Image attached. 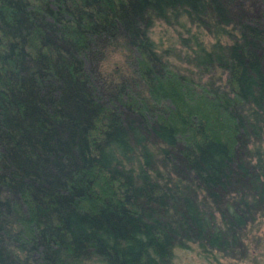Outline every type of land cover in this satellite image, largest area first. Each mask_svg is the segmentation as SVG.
<instances>
[{
  "label": "trees",
  "instance_id": "16d2710c",
  "mask_svg": "<svg viewBox=\"0 0 264 264\" xmlns=\"http://www.w3.org/2000/svg\"><path fill=\"white\" fill-rule=\"evenodd\" d=\"M263 218L264 0H0V264H264Z\"/></svg>",
  "mask_w": 264,
  "mask_h": 264
},
{
  "label": "rangeland",
  "instance_id": "374dc122",
  "mask_svg": "<svg viewBox=\"0 0 264 264\" xmlns=\"http://www.w3.org/2000/svg\"><path fill=\"white\" fill-rule=\"evenodd\" d=\"M260 3V0H252V5L256 7L258 3ZM170 30L166 29V26L156 22L153 29H152V35L151 37L154 39V41L162 42V45L168 44L167 37L164 36L163 33L169 32ZM118 56V55H116ZM259 233L264 234V218L261 221V224L259 226ZM176 259L175 264H206L204 260H202L200 257H197V255L190 250H181L176 249L175 250Z\"/></svg>",
  "mask_w": 264,
  "mask_h": 264
}]
</instances>
